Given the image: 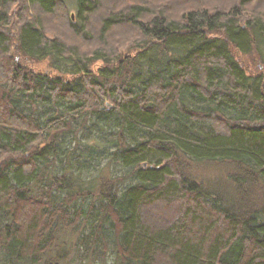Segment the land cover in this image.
Instances as JSON below:
<instances>
[{"label":"trees","instance_id":"trees-1","mask_svg":"<svg viewBox=\"0 0 264 264\" xmlns=\"http://www.w3.org/2000/svg\"><path fill=\"white\" fill-rule=\"evenodd\" d=\"M152 1L76 0L84 51L47 35L66 0H0V264H264V0ZM80 133L88 182L78 148L55 172Z\"/></svg>","mask_w":264,"mask_h":264},{"label":"rangeland","instance_id":"rangeland-1","mask_svg":"<svg viewBox=\"0 0 264 264\" xmlns=\"http://www.w3.org/2000/svg\"><path fill=\"white\" fill-rule=\"evenodd\" d=\"M69 9L64 10V17H58V16H52V15H41L43 17L44 22L46 23V32L47 35L50 37H59L63 40H65L69 44H74L78 47H81V49L88 50L86 46L88 45L87 42H84V40H81V36L77 35L73 28L69 25L67 22V18L69 20L70 14L74 15L73 20L79 21V18L75 16L77 13V4L76 0H66ZM183 0H153L152 4L155 5V7H169L173 8L175 5L180 4V2ZM237 0H184L183 4L180 6V8L177 10V13L186 11L190 8H194L197 4H202L204 6H209L215 9V7H229L232 5L233 2H236ZM17 17V16H16ZM14 16L12 19H16ZM12 28V27H11ZM131 29L130 36L131 37H137L134 36L132 33H135V31ZM135 41L134 47H137V44L139 42ZM94 48L96 45L93 43L91 44ZM86 48V49H85ZM133 48V49H135ZM87 52V51H86ZM254 56L250 55H244L241 57L242 64L246 66V68L251 72H257L259 66L260 69L262 66L258 62V60H254ZM66 68V65L63 66V68ZM34 68L40 71H49L48 61L45 62H39L37 64H34ZM47 116L50 115L49 111H46ZM81 134V133H80ZM90 136V139L88 140V137ZM81 134L77 138L75 137H68L64 140L62 145V150L59 153V156L55 159V172L60 173L66 166H67V150H74L75 148H78L77 155L75 156V165H74V171L77 173L80 170V174L83 175V179H85L87 182L90 181L92 177H96L100 170L107 164L109 161L106 157L101 160V156L97 155H90L88 153V149L91 148V146L94 144V137L95 134ZM98 136L96 135V138ZM195 169V167L192 168V170ZM113 173L117 176L123 175L125 172L122 171V169H119V166L117 164H113L112 166ZM195 172L198 174V176L206 177H218L221 175H225V172H223V168L221 166L217 165H209V164H201L196 167ZM87 208V205L84 206ZM78 258V257H77ZM83 259H79L77 264H80L79 261ZM86 262V261H85ZM84 262V263H85ZM105 264H116L114 261V258L111 253H108L106 258Z\"/></svg>","mask_w":264,"mask_h":264}]
</instances>
